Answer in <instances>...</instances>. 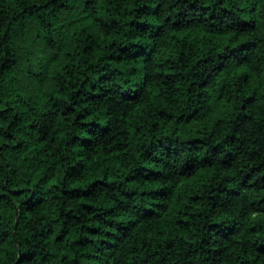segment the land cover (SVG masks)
<instances>
[{"label":"clouds","instance_id":"clouds-1","mask_svg":"<svg viewBox=\"0 0 264 264\" xmlns=\"http://www.w3.org/2000/svg\"><path fill=\"white\" fill-rule=\"evenodd\" d=\"M0 264H264V0H0Z\"/></svg>","mask_w":264,"mask_h":264},{"label":"trees","instance_id":"trees-1","mask_svg":"<svg viewBox=\"0 0 264 264\" xmlns=\"http://www.w3.org/2000/svg\"><path fill=\"white\" fill-rule=\"evenodd\" d=\"M150 5H145L143 6L142 9H134V11H136L137 15L138 16H141V15H147V11L146 9L149 8ZM156 7H159V5H157ZM129 23H137V21L135 19H133L132 21H129ZM140 24H146L148 23L147 21H139ZM106 39L108 41V44L109 46L115 44L117 41L115 39H113V37L111 35H106L102 40H101V45L103 47V40ZM183 37L180 36V37H176V40L173 41V43H175L176 41H179V40H182ZM211 37H208L204 42L201 43L200 47L203 49V47L205 46V43L208 42V40H210ZM242 43H248V41H243ZM237 46H241V45H237ZM98 52L100 51L99 49L97 50ZM170 55V52L168 53ZM154 95H159V90L158 89H155L154 92H153ZM136 133V130H132L130 132V135L134 136ZM119 154V152H111V153H106V152H103L101 151V156H100V159L102 160H108V159H112L114 158L115 156H117ZM203 179V174H198V175H193L191 177L188 178V185L189 186H195L197 184H199ZM84 183L85 184H89V183H95V180L92 179L91 175L89 176H86L85 177V180H84ZM154 190H159V189H154ZM19 191L21 194H23V189H19L17 190ZM88 207H94V205H87ZM169 215H171V210H169ZM163 219H166V217H164Z\"/></svg>","mask_w":264,"mask_h":264}]
</instances>
